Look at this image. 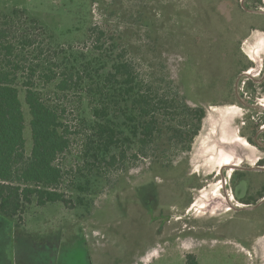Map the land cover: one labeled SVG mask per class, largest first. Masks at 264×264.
Returning a JSON list of instances; mask_svg holds the SVG:
<instances>
[{"label":"rangeland","instance_id":"374dc122","mask_svg":"<svg viewBox=\"0 0 264 264\" xmlns=\"http://www.w3.org/2000/svg\"><path fill=\"white\" fill-rule=\"evenodd\" d=\"M9 1L49 16L79 48L101 33L104 50L118 41L140 85L176 103L158 115L161 131L145 155L106 166L102 185L82 193L72 188L91 174L81 158L88 105L76 94L57 97L72 134L57 161L70 203L34 202L13 220L0 214V264H187L188 255L198 264H264V180L256 171L264 158V92L256 84L264 83V0ZM198 107L206 117L191 138ZM227 118L242 146L233 168L217 162V132L208 126ZM216 191L225 202L208 200Z\"/></svg>","mask_w":264,"mask_h":264},{"label":"trees","instance_id":"16d2710c","mask_svg":"<svg viewBox=\"0 0 264 264\" xmlns=\"http://www.w3.org/2000/svg\"><path fill=\"white\" fill-rule=\"evenodd\" d=\"M53 21L15 1L0 0V214L11 220L34 202L70 203L60 191L65 173L57 161L70 148L72 134L66 125L67 110L55 101L57 97L76 94L80 104L88 105L89 115L84 112L80 118L85 141L81 158L82 170L91 174H81L80 183L72 188L82 193L102 185L101 170L106 166L129 155L134 159L145 155L161 131L158 115H166L176 103L140 85L126 59L129 50H120L118 41L104 50L101 33L90 47L79 48ZM94 31L89 28L86 37ZM253 82L246 83L247 90ZM256 84L264 92V83ZM24 104L30 116L29 155ZM192 111L197 122L194 138L206 113L202 107ZM187 264L198 263L188 255Z\"/></svg>","mask_w":264,"mask_h":264},{"label":"bare ground","instance_id":"6f19581e","mask_svg":"<svg viewBox=\"0 0 264 264\" xmlns=\"http://www.w3.org/2000/svg\"><path fill=\"white\" fill-rule=\"evenodd\" d=\"M216 111L218 112L219 110H216ZM228 122H229V118H227L226 121L223 122L222 124L221 123H214L215 126L212 125L213 122H208V126L211 129V132H213V133L215 131L217 132V135H216L217 139H214V141L217 143L216 156H217V162L219 163L220 167H222V168H224V167H232V168L238 167L237 165L235 166V164L238 163V161L235 160L234 153L239 148L242 149L241 148L242 146L237 147L235 145L234 138H237V137L235 134H233L234 136L231 135V128L227 126ZM212 130H214V131H212ZM227 131H229L230 136H229V133H227ZM213 133H210L211 134L210 136H212ZM227 135L229 137H227ZM213 149H214V145H213Z\"/></svg>","mask_w":264,"mask_h":264},{"label":"flooded vegetation","instance_id":"af4514ba","mask_svg":"<svg viewBox=\"0 0 264 264\" xmlns=\"http://www.w3.org/2000/svg\"><path fill=\"white\" fill-rule=\"evenodd\" d=\"M264 31V30H263ZM254 60V59H253ZM255 61V60H254ZM252 71L250 70L248 73L250 74ZM264 106V105H263ZM259 148H262V147H260V146H258ZM256 171L258 172V173H261L260 175H259V177H260V180H264V158H259V160H258V162H257V168H256ZM263 182V184H262V189H264V181H262ZM263 192H264V190H263ZM222 198V199H221ZM210 200L212 199V201L213 200H219V199H221V201H226V199H225V197L224 196H219V194H218V191H216V192H214L213 193V196H211L210 198H209ZM208 199V200H209ZM224 202H222V204L221 205H223V203ZM258 203H263L264 204V195H262V197L259 199V201H258ZM247 204H250V203H247Z\"/></svg>","mask_w":264,"mask_h":264}]
</instances>
